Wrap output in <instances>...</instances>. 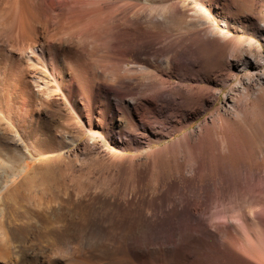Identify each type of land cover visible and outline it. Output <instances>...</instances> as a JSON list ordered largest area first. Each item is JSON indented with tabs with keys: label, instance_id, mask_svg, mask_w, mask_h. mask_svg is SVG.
Here are the masks:
<instances>
[{
	"label": "bare ground",
	"instance_id": "6f19581e",
	"mask_svg": "<svg viewBox=\"0 0 264 264\" xmlns=\"http://www.w3.org/2000/svg\"><path fill=\"white\" fill-rule=\"evenodd\" d=\"M58 1L0 9V264H264V50L208 13L249 0H208L204 18L179 29L147 23V0ZM111 12L112 68L96 77L87 42ZM234 77L209 119L172 138ZM82 134L80 153L102 147L118 161L108 178L63 160ZM25 145L55 155L6 185ZM43 220L49 247L32 250L29 227Z\"/></svg>",
	"mask_w": 264,
	"mask_h": 264
},
{
	"label": "rangeland",
	"instance_id": "374dc122",
	"mask_svg": "<svg viewBox=\"0 0 264 264\" xmlns=\"http://www.w3.org/2000/svg\"><path fill=\"white\" fill-rule=\"evenodd\" d=\"M4 1L5 0H0V9L2 7H4V3H5ZM209 1L208 0H147V2L144 3V5L147 6L146 7L147 9H152V11L147 10V12H144V18H146L147 23H153V22L158 21V22L163 24L161 26L168 24L171 27H173L174 29H179L180 27H183L184 24L188 21L198 20V19L200 20V19L204 18V17H202V15L204 13L203 11H206ZM58 2L60 3V5H64L63 0H60ZM118 2L119 3L123 2L125 4H131L134 6L137 5V7L142 6V4H143L141 0H122V1H118ZM226 3L223 4L222 1H219L216 4L217 5L216 8L213 7L209 10L208 13H209V17H210L211 21L219 22V24H217V27L220 30L227 32L230 36L239 37V38H246V39L257 41L262 46V48L264 50V0H249L247 6L242 5L241 3H235V2H230V1H228ZM222 5H224L223 12L219 13ZM118 6H120V4ZM245 7H247V8H245ZM247 10H249V11H247ZM111 14H113V15L111 16ZM109 16L110 17H108L107 20L102 24L100 30L97 31L99 34L96 32L98 35L95 34L94 35L95 37L93 36L94 38L88 40V42H87L88 43L87 46H90L93 48L92 49L90 47H87L91 51V56L94 54L92 57L90 56L91 59L92 58L94 59V60H92L93 62L90 59L87 60V64L89 67L88 69H89L90 73L93 75L95 74L94 76H96V77L102 73H104V74H105V72L107 73L112 68L110 66V61H109L110 60V57H109L110 53L108 51L111 52L110 49H112V45L114 43L113 39L116 36L114 32H115L116 26L118 25L119 19L112 12L109 14ZM221 17H226V19H228V21L230 22V23L228 22L229 23L228 29L224 28L220 24ZM1 22L2 21H0V24H1ZM135 33L139 34L140 30L137 29V31ZM97 36H98V38H96ZM106 39H108V41ZM103 41H104V45H101V44H103ZM93 42L95 45H93ZM100 47H101V49H99ZM101 50H102V52H101ZM106 51L108 53H106ZM104 54H105V57H104ZM106 54H108V55H106ZM263 55H264V52H263ZM158 59H161V58H158ZM129 60L132 61V58L129 57ZM108 61H109V63H108ZM133 64L134 63L129 64L128 66L131 67ZM139 65H145V64L139 63ZM153 67L163 69L164 63L163 62L160 63V60H158L156 63H154ZM258 69L260 71H262V70H264V66L260 65ZM203 70H204V72H207V73L210 72L207 63L204 64ZM170 80L173 83H179L180 82L179 78H177V77H172V78H170ZM238 81H239L238 77H234L224 86H221L220 83H218V85H213L214 88H220L221 89V91L219 93L220 97L214 102V104L210 108L203 111L198 117L193 119L191 121V123L188 126H186L185 128H183L180 132L175 133V135H173L172 138L179 136L183 132H187V131H190L192 129H196L197 126L200 123H202V121H204V119H209L211 114L214 112V109L220 105L219 101H223L225 99L227 93L230 91V88L232 86H234ZM51 109H53V108H51ZM64 132L63 133L65 135H70V136L76 135L75 137H77L80 134V132L73 129L72 127L69 129H65ZM86 139H87V135L82 134L81 136H79L76 139V141L73 144L69 145L67 148H64L62 150V153L63 152L68 153V150H69V151H71V155H69L67 157L64 156L63 160L66 163L73 165V166H76V167L77 166H84V167L87 166V167L95 168L97 171V174H94L93 175L94 177L100 178V179H102L103 177L105 179L108 178V176L112 175L113 169L118 164V161L113 159V158H109V156L103 152L104 148H102V147L99 149V152H100L99 154H97V153H86L84 151H83V153H80V152H82V146H83V143ZM44 140L40 139L39 142H41L42 145L50 143L49 142L50 140H48V139H44ZM168 140H170V138H165V139H163V142L165 143ZM17 141H18L17 142L18 145H21V144L24 145V143H23L24 141L22 139L19 140V137L17 138ZM46 142H48V143H46ZM152 145L156 146L158 144L154 142V143H152ZM26 148H27L28 152L25 154V158H24L23 162L20 161L17 164L20 166L17 174L13 175L11 178L8 176H5L6 185H8L10 181L11 182L17 181L19 179V177L22 178V176L24 177V175L32 172V170L43 159H46L47 157H51V156L55 155V152L36 153L35 151L30 149L29 147L26 146ZM140 149H142V151ZM140 149H138L137 151H127V153L128 154H130V153L135 154V153H143V152L145 153L147 151V147H142ZM85 153H86V155H85ZM95 154H96V156H95ZM72 156L74 158H72ZM100 156H101V159H100ZM103 157H105V158H103ZM104 159L105 160L107 159V160L105 161ZM112 164H114V165H112ZM101 176H102V178H101ZM76 214H80L79 211H76ZM42 222L44 224H40L39 225L40 228L37 226L38 224L32 225L33 227L30 226L32 228L29 227L30 240H31L30 243L33 245L32 250L39 249V247L41 249H42V247H43V249H47L49 247V246H47L46 243H43L44 241H42L43 238H41L42 234L40 231H41L43 226L49 227V226H51V224H49L48 222L45 223L44 220ZM83 222H84V220L81 221V223H83ZM47 223H48V225H47ZM39 242H41L42 244L40 245ZM57 246L60 247L61 243L58 242ZM203 251H204V253L207 251L203 255H205L206 257L208 256V259L210 258L209 260L213 259L212 258L213 256H211L212 253L210 250L208 251L207 248H203Z\"/></svg>",
	"mask_w": 264,
	"mask_h": 264
}]
</instances>
